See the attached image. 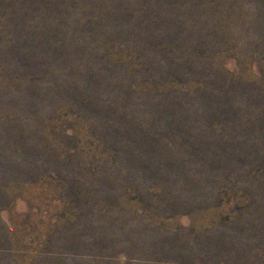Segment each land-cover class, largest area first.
Masks as SVG:
<instances>
[{
  "label": "rangeland",
  "instance_id": "obj_1",
  "mask_svg": "<svg viewBox=\"0 0 264 264\" xmlns=\"http://www.w3.org/2000/svg\"><path fill=\"white\" fill-rule=\"evenodd\" d=\"M0 264H264V0H0Z\"/></svg>",
  "mask_w": 264,
  "mask_h": 264
}]
</instances>
